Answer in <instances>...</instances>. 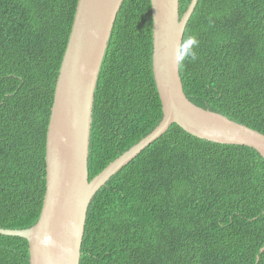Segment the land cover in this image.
<instances>
[{"label": "trees", "instance_id": "1", "mask_svg": "<svg viewBox=\"0 0 264 264\" xmlns=\"http://www.w3.org/2000/svg\"><path fill=\"white\" fill-rule=\"evenodd\" d=\"M79 0H0V227L39 220L47 133ZM191 0H181V16ZM151 0H125L95 92L90 180L163 118ZM187 96L264 133V0H199L184 36ZM183 41V42H184ZM112 176L89 206L80 264H264V158L176 123ZM0 264H30L0 234Z\"/></svg>", "mask_w": 264, "mask_h": 264}, {"label": "water", "instance_id": "2", "mask_svg": "<svg viewBox=\"0 0 264 264\" xmlns=\"http://www.w3.org/2000/svg\"><path fill=\"white\" fill-rule=\"evenodd\" d=\"M125 0H79L59 72L47 133V189L41 216L28 228L0 234L28 240L30 264H80L89 206L102 186L160 138L171 124L203 139L246 145L264 158V133L193 102L175 52L199 0L181 16V0H151L153 70L163 118L144 138L90 180L95 92L106 48ZM264 251V246L261 252Z\"/></svg>", "mask_w": 264, "mask_h": 264}, {"label": "clouds", "instance_id": "3", "mask_svg": "<svg viewBox=\"0 0 264 264\" xmlns=\"http://www.w3.org/2000/svg\"><path fill=\"white\" fill-rule=\"evenodd\" d=\"M199 45L200 41L197 36L195 34L189 35L175 52L176 63L183 64L186 60L195 61L197 59L196 49L199 48Z\"/></svg>", "mask_w": 264, "mask_h": 264}]
</instances>
